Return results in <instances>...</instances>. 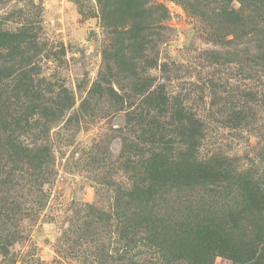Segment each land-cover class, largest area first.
Listing matches in <instances>:
<instances>
[{
	"label": "rangeland",
	"instance_id": "374dc122",
	"mask_svg": "<svg viewBox=\"0 0 264 264\" xmlns=\"http://www.w3.org/2000/svg\"><path fill=\"white\" fill-rule=\"evenodd\" d=\"M156 121L155 216L264 243V0H0V264H120Z\"/></svg>",
	"mask_w": 264,
	"mask_h": 264
},
{
	"label": "trees",
	"instance_id": "16d2710c",
	"mask_svg": "<svg viewBox=\"0 0 264 264\" xmlns=\"http://www.w3.org/2000/svg\"><path fill=\"white\" fill-rule=\"evenodd\" d=\"M151 128L145 139L152 142V147L147 158L135 166L139 179L134 180L136 184L132 191L119 193L128 202L136 203L135 212H132L134 217L123 218L118 228L119 263L129 257L128 251L133 250L131 256L136 259L133 264H211L214 252L231 258L236 264H264L261 239L256 236L241 238L226 219L202 218L172 226L155 216V206H149V201L158 195L160 188L167 189L173 180L186 181L189 173L174 161L179 158L177 143L159 137L157 121ZM175 132L180 136L179 129ZM185 132L191 135L190 131ZM184 166L189 168L188 163ZM140 182L145 185L139 186ZM142 247L151 249L156 253L155 257L141 258Z\"/></svg>",
	"mask_w": 264,
	"mask_h": 264
}]
</instances>
